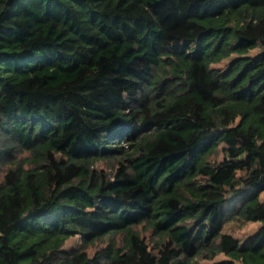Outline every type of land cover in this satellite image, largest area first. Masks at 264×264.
<instances>
[{"label":"trees","instance_id":"16d2710c","mask_svg":"<svg viewBox=\"0 0 264 264\" xmlns=\"http://www.w3.org/2000/svg\"><path fill=\"white\" fill-rule=\"evenodd\" d=\"M0 173V264H264V0H0Z\"/></svg>","mask_w":264,"mask_h":264},{"label":"rangeland","instance_id":"374dc122","mask_svg":"<svg viewBox=\"0 0 264 264\" xmlns=\"http://www.w3.org/2000/svg\"><path fill=\"white\" fill-rule=\"evenodd\" d=\"M226 63H227V61H224V62L221 63L219 66H220V67H223ZM24 156H27V154H18V156H17L16 158H17V160H18V159H22ZM98 167H99V168H103V169H105V170H110L111 165H110V163H109L108 161L103 160V161H100V162L98 163ZM4 171H5V170L2 169V170H1V173L4 172ZM1 173H0V179H1V176H2ZM2 174H3V173H2ZM260 225H261L260 222H255V221H253V222H249V223H246V224H241V223L238 222V221H232V222H228V223L226 224L225 229H226V231L231 232L234 236L243 239L244 237H246L247 235H249L251 232L256 231L257 228H259ZM137 229L140 230V231H142L141 227H137ZM143 234L146 236V238H147V240H148L149 242L152 241V239H151V232H147V231H146V232L143 233ZM123 236H124L123 233L117 235V240H118L120 243L123 242ZM106 241H107V240H106ZM81 243H82V242H81L80 237H79V236H77V237L75 236V237L70 238V239L67 241L65 247L68 248V249H70V248L75 247V246H80ZM122 244H123V243H122ZM97 246L99 247L100 244H98ZM93 249H94V246L91 247L89 250L93 252ZM224 258H225V257H224L223 255H219V256L215 257L214 259H200V263H201V264H214L215 261H221V260H223Z\"/></svg>","mask_w":264,"mask_h":264}]
</instances>
